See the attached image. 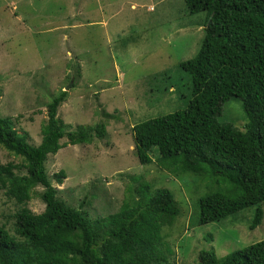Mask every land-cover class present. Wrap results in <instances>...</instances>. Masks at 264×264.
Here are the masks:
<instances>
[{
	"label": "rangeland",
	"instance_id": "obj_1",
	"mask_svg": "<svg viewBox=\"0 0 264 264\" xmlns=\"http://www.w3.org/2000/svg\"><path fill=\"white\" fill-rule=\"evenodd\" d=\"M208 21L206 13L190 14L184 0H0V118L38 147L47 105L67 92L58 109L65 133L104 124V136L90 144L62 139L47 161L49 180L63 200L78 206L85 199L84 211L94 219L119 211L147 184V198L172 192L181 215L162 230L172 253L168 264H201L203 251L223 258L264 240V214L250 228L256 207L199 225V200L227 186L192 174L175 177L159 167L156 151L153 163L142 165L135 150V126L182 111L192 100L189 74L179 65L200 49ZM218 120L240 130L249 122L236 98ZM9 162L22 164L0 148V163ZM60 170L67 175L58 186L52 177ZM40 192L26 205L37 215L45 211ZM261 208L264 213V203ZM18 209L0 189V225L11 234Z\"/></svg>",
	"mask_w": 264,
	"mask_h": 264
},
{
	"label": "trees",
	"instance_id": "obj_2",
	"mask_svg": "<svg viewBox=\"0 0 264 264\" xmlns=\"http://www.w3.org/2000/svg\"><path fill=\"white\" fill-rule=\"evenodd\" d=\"M184 3L190 14L206 13L209 20L200 49L179 65L189 74L193 98L182 111L135 126V150L142 165L152 164L156 151L159 167L175 177L192 174L227 186L199 200V225L256 207L250 225L255 230L264 214V0ZM66 97L61 92L47 105L38 147L0 118V148L22 160L0 163V189L20 206L15 234L0 225V264H168L172 253L162 230L181 215L172 192L158 190L147 198V184L119 211L105 210L109 216L94 219L84 211L85 199L78 206L63 200L49 180L47 161L64 137L72 145H87L96 134L104 136V124L64 132L58 109ZM234 98L242 101L248 118L245 130L218 120L223 105ZM66 175L60 170L52 178L61 186ZM38 188L45 211L37 215L26 205ZM200 259L201 264H264V240L223 258L203 251Z\"/></svg>",
	"mask_w": 264,
	"mask_h": 264
}]
</instances>
